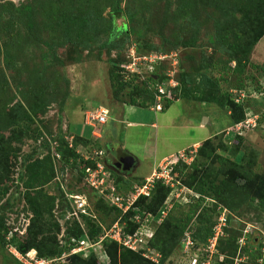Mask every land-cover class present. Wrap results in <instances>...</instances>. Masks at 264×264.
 Listing matches in <instances>:
<instances>
[{
  "label": "trees",
  "instance_id": "16d2710c",
  "mask_svg": "<svg viewBox=\"0 0 264 264\" xmlns=\"http://www.w3.org/2000/svg\"><path fill=\"white\" fill-rule=\"evenodd\" d=\"M41 1L44 2L43 7L40 3H35L34 6L21 5L20 8L11 6L6 21L19 19L24 21L29 34L33 33L36 26L43 34H46L49 42L44 41V45L48 47V50L42 55V59L46 61L54 59L56 57L55 46H62L64 43L80 55L83 51L94 46L100 52H115L117 54L115 58L108 60L110 63L108 79L113 89L114 101L126 106L162 113L166 112L173 102L181 99L191 102L213 103L220 109L229 112L233 126L243 122L247 112L257 114L259 116L258 127L247 133L264 128V87L258 86L254 91L250 90L249 92L247 89L250 87L246 86L249 82H256L257 84L258 75L264 77V64L254 63L251 58L257 43L264 36V0H180L178 3V10L174 14L175 19L182 20L184 25H187L186 27L190 28L196 35L200 33L201 23H205L207 19H212L213 30L207 34V43L212 49L214 48V52L227 57L226 62L234 63L231 74L234 73L237 76L235 78L236 88H229L228 90L226 85L225 87L222 85V82L226 84L231 79L227 75L230 67L226 64L216 67L200 64L195 70V77H192V72L186 73V76H183V82L180 83L176 76L179 73V69L176 68L180 61L178 54L175 58L177 64L174 68L171 66L172 60L166 57L151 64V71L147 69L145 72L132 74L125 78V72L120 65L129 61L128 52L131 47L135 49L138 56L156 54L159 49L151 42L143 40L142 30H138L137 33L129 32L127 25L133 24L134 12L122 9L120 0ZM3 5L1 4L0 7V31L6 32L11 24L6 23L1 27V19L8 11L6 7L10 5ZM105 8H109L108 17L101 14ZM201 8H213L216 13L211 12L209 14V12L201 11ZM200 11L204 14H201ZM39 13L41 19L37 22L35 17ZM214 15L221 18H215L213 21ZM123 16L128 24L116 26V19ZM132 32L136 34L134 41L129 39V33ZM188 45L187 42L183 41V46ZM125 46H127L126 51ZM3 58L7 60L6 55H3ZM75 60L73 58V62ZM169 71L173 72L172 79L177 85L167 91V97L163 96L156 103L154 97L157 90L155 86L167 82ZM214 73H218V77ZM40 75L42 74L40 73ZM40 80H44V77H41ZM149 82H153L151 87ZM51 83V80L47 85L39 82L38 91L28 89V92H23L17 88L20 93V99L17 100L16 96L11 93L10 82L0 73V200L8 189L6 183L10 181L12 158H17L25 139H29V131L34 124L33 121L44 116L49 103L54 101L56 91L58 92L60 89L58 86L55 88ZM233 90L242 91L246 93L247 97L241 102H235ZM189 91L193 92L190 94ZM255 95L258 96L257 99H253ZM156 104L160 105V110H155ZM104 124H97V126H104ZM56 137L57 141H53L56 147L52 145V149L55 150L54 154L61 157L60 160L63 164L73 166L76 169L80 165L78 172L83 181L87 167L94 169L97 161L105 165L103 160L105 156L101 157V154H95L96 157L92 155L89 159L80 157V154L76 152V145L78 143L85 144V141L78 136L59 134ZM262 137L263 133L260 135V140L264 144ZM223 138L216 134L203 140L197 147L194 159L189 165L180 160L173 166V172L178 174L177 178L181 184L193 192L188 198L195 197L193 194L197 195L195 202L189 204L190 206H188L184 216L173 217L171 215V210L179 203L170 199L171 208L166 211L164 217H161L160 211L170 197V187L165 186L161 180L155 182L150 197H139L125 213L114 205H110L103 196L98 195L88 187L89 192L93 195L91 199L83 192L79 193L80 198L86 195L87 210L84 213L75 207L70 210L72 214H79L80 220L74 219L71 222L61 240L64 239L65 241L67 236L75 239L86 237L89 241L96 243L98 236L103 231L108 230L116 221L123 222L125 234L132 236H138L137 233L142 232L141 229L152 225L154 231L147 241L145 249L149 248L153 252L159 253L160 257L157 262L145 257L147 255L145 249L135 251L115 241L105 240L98 245V248L100 247L99 249H102L106 256V264H163L177 246H184L186 242H190L187 248L190 247L191 253L197 257L198 264H202L205 253L199 249L208 244V240L212 238L214 233V221L211 218L203 217L204 214L198 211L204 198H210L215 203L212 204L213 207L217 205L238 214L249 207L264 212V169L262 171L254 169L255 156L253 151L250 150L246 155L241 150L242 135H234L231 144L228 142L230 145ZM188 151L189 149H186V152ZM106 167L105 165V169L115 179L114 185L119 195H125L135 185L143 182L142 180L132 185L129 183L126 173L111 167L114 170L112 171ZM47 173L53 177L49 158L36 159L28 165L27 178L23 184L26 193L23 196L29 205L28 210L31 212V216H28V224L25 230L18 232L19 237L16 234L17 237L13 236L4 217H0L1 248L8 249L11 246L23 256L34 250L38 258H52L59 257L74 247L73 243L67 247L59 245V241H61L58 239L60 227L51 214V208H47L48 199L44 200L45 195L41 190L45 182L51 178ZM29 190H35L34 194L30 196ZM67 195L66 193L63 194L61 201L62 205L67 203L66 208L69 209L72 202L78 200H75L72 195ZM136 210L142 215L140 222L131 220ZM224 216L226 225L224 226L227 227L230 217ZM154 217L156 219L161 218L158 225L153 223ZM9 234H11L10 237H8ZM245 243L243 244L240 239H237L236 235L235 237L230 235L221 240L217 237L212 256L215 257V260L211 264H247L244 261L235 262L237 250L248 248L249 253H251L249 255L253 254L255 248L247 247ZM257 251H261L260 246L257 247ZM11 255L17 264H21L13 254ZM257 263L260 264L258 261ZM60 264L101 263L96 254L90 253L86 258L80 254H72L67 262Z\"/></svg>",
  "mask_w": 264,
  "mask_h": 264
},
{
  "label": "rangeland",
  "instance_id": "374dc122",
  "mask_svg": "<svg viewBox=\"0 0 264 264\" xmlns=\"http://www.w3.org/2000/svg\"><path fill=\"white\" fill-rule=\"evenodd\" d=\"M179 1L120 0L122 9L134 12V19L133 24H128L124 16L119 17L116 19V26L120 27L127 23L129 32L137 33L138 30H142L143 40L149 41L158 47L159 51L157 52L160 54L155 51L156 54L168 56L170 59L176 58L178 54L180 61L176 68L179 69V73L176 76L180 83L183 82V76H186V73L192 72V77H195V70L200 64L214 65L215 67L226 64L230 67L227 75L231 79L229 83L222 82V85L224 87L226 85L227 90L236 88L235 78L237 76L234 73L231 74L234 63L226 62L227 57L214 52V48L212 49L207 43V34L213 30L212 19H207L206 22L203 21L205 23H201L200 33L196 35L190 28L186 27L187 25H184L185 23L182 20L175 19L174 14L178 10ZM35 3L44 4L41 0L38 2L37 0H19L15 3L16 6L14 3H0V7L1 4H4L3 6L5 4L10 5L6 7L8 11L5 15L3 14L4 17L1 19V27L6 23L11 24V26L6 32L0 31V73L10 82L11 93L19 100L20 93L17 88L23 92L38 91L39 82L47 85L50 80L51 85L55 88L56 86L60 87L59 93L56 91L54 101L49 103L44 116H40V118L33 121L34 124L29 131V139H25L17 158H12L10 181L6 183L8 189L0 200V217H4L5 223L14 237L16 235L19 237L18 232L25 230L28 224V216H31V212L28 210L29 205L23 196L26 193L23 184H25L27 178V167L34 160L50 159L53 177L50 173H47L51 178L45 182L41 190L45 195L44 200L48 199L47 208H51V214L59 224V240L75 219V214L70 213V210L76 208V204H78L74 201L69 209L66 208L67 203L62 205L61 201L63 194L72 195L75 200L80 198L79 193L81 192L90 199L93 197L87 184L80 179L78 172L80 165L76 169L73 166L63 164L60 160L61 157L54 154L55 150L52 149V145L56 147L53 141H57L56 136L59 134H73L85 141V144L78 143L76 145V152L80 154L81 158L85 157L84 159H86L92 155L96 157L95 154L98 155L97 153L101 151L103 153L101 157L105 156L103 160L109 169H111L112 164L109 163L111 158L109 152L106 151L107 144L115 148L123 145L125 149L123 152L130 153L134 158L132 169L126 172L129 183L132 185L149 176L151 165L153 163L157 164L164 155H169L180 148L178 152L185 149H197L195 141H202L218 134L222 138L224 137L223 140L227 144H231L233 136L230 129L233 125L229 112L220 109L213 103L191 102L181 99L173 102L166 113L163 114L162 112L126 106L114 101V93L109 83L108 73L109 61L117 55L115 52H100L94 46L87 51H83L80 55L64 43L62 46H55L56 57L54 59L52 58L50 61L43 60L42 55L48 50V47L44 45V41L49 42L48 36L43 34L37 26L34 27L33 33L29 34L24 21L19 19L6 21L11 6L20 8L21 5L34 6ZM202 10L209 12V14L211 12L216 13L213 8H201ZM102 11L101 14L108 17L109 8ZM201 11L200 13L204 14ZM215 18L221 17L214 15L213 21ZM35 19L37 22L40 21V13ZM133 32L129 33V39L134 41L136 34ZM178 38L180 39L178 40ZM183 41L189 45L183 46ZM127 46H125V51ZM254 50V55L251 56L254 60L252 62L264 64V36L257 43ZM3 55L7 56V60H4ZM73 58L76 59L75 62H73ZM61 64L63 66H60ZM214 74L218 77V73ZM41 77H44V80L39 81ZM257 78H259L257 84L256 82H249L246 85L250 87L247 89L249 92L250 90L254 91L258 86L264 87V77L258 75ZM152 85L153 82H149V86ZM191 92L193 91H189L190 94ZM257 98L256 95L253 99ZM101 109H105L110 114L106 125L93 127L87 124V115L97 113ZM115 116H118L119 120H123V123L117 122ZM155 116L159 117V122L157 128L154 129L151 128L148 122L146 126L142 127L127 125L129 121L146 123L149 120L148 118L153 120ZM204 118H207V121L202 124ZM199 126L203 129H199ZM245 131L241 132L243 136L241 150L246 155L250 150L253 151L255 156L254 169L262 171L264 169V144L260 140L262 132L261 130L250 133ZM189 137L191 138L189 139ZM191 140H194V142H189ZM188 143L193 144L191 147L185 148ZM175 154L176 152L171 155L174 156ZM144 175L146 176L144 177ZM34 191L29 190L28 194L31 196ZM191 193L193 192L184 191V195L191 196ZM86 195L82 197L85 202H87ZM195 199V197L181 198L180 203L171 210V215L173 217L184 216L188 206L193 204ZM80 203L82 202L80 201ZM212 204L215 203L210 198H204L198 211L204 214L203 217L211 218L214 221L213 228L217 227L220 215L230 217L228 226L225 227V225L223 226L225 228L222 227L219 230L218 238L221 240L230 235L232 237L236 235L237 239L245 240V246L255 248L251 256L248 248L237 250L235 262L244 261L247 264H258V261L260 264H264V212L249 207L238 214L217 205L213 207ZM82 210L83 212L86 211V206ZM161 211L165 212L164 207ZM161 211L160 215L163 216ZM147 232L149 233V231ZM142 236L144 238L148 237L144 234ZM63 241L64 239L61 240V242ZM185 245L177 246L163 264H190L194 254L191 253L190 247L185 248ZM259 246L261 247V253L257 251ZM151 252L148 257L153 254L152 258L157 261L160 257L159 253L152 250ZM97 258L101 264L107 263V259L102 253L97 255ZM214 260L215 257H212L210 264L214 263ZM0 264H17V262L8 249L0 247Z\"/></svg>",
  "mask_w": 264,
  "mask_h": 264
},
{
  "label": "built area",
  "instance_id": "2783aa9c",
  "mask_svg": "<svg viewBox=\"0 0 264 264\" xmlns=\"http://www.w3.org/2000/svg\"><path fill=\"white\" fill-rule=\"evenodd\" d=\"M168 56L165 55H159V54H149L144 56H138L135 53V49L131 47L128 52V62H124L120 65V67L125 72V78H128L129 75L132 74H139L142 72H145L147 69L151 71V64L156 63L157 60L165 59ZM171 66L173 68L176 66V60L175 58L171 59ZM173 72L167 73V77L169 79L167 82L159 83L155 86V89L157 90V93L155 94V100L156 103L163 97L168 96L167 91L169 89H172L176 87L177 83L172 79ZM233 98L235 102H241L242 99L246 98V93L242 91H232ZM256 97V95L254 96ZM153 110V109H151ZM155 110H160V105L156 104ZM108 112L105 109H101L97 111V113H89L86 117V123L91 126H96L97 124L101 125L105 123L106 116ZM258 119L259 116L253 112H247L245 119L243 122L234 125L230 131L232 133V136L234 135H242L241 132L245 131L248 132L250 130H254L258 127ZM263 133L262 141L264 142V128L261 129ZM196 149L189 150L186 152V149L181 152H177L174 156L171 155L167 158H165L162 162L158 164L151 172L150 175L145 177L143 182L135 185L134 188L130 191H128L125 195H119L116 187L114 185L115 179L112 177L111 173L105 169V165L101 162H95V168L92 169L90 167H87L85 169L86 176L84 177V183L87 184V186L91 189H93L98 195L103 196L110 205H114L117 209L122 211L123 213L127 212L133 203L139 198V197H150V194L154 188V184L156 181L161 180L162 183L165 186L170 187V197L165 202L164 211L170 210L171 203L169 202L170 199H173L175 202H179L181 198H188V195H184V191L190 192L186 187H184L181 182L179 181L178 174L176 172H173V166L180 160L186 163V165H189L192 160L194 159ZM97 154H101V152H98ZM85 158V157H84ZM91 157H87L86 159H89ZM192 194V193H191ZM195 197L197 195L193 194ZM80 201L82 203H80ZM78 204H76V208L80 210V212H83V208L87 206V202L83 201V198L78 199ZM163 211V210H162ZM161 214L164 217L165 212H162ZM75 214V219L79 220V214ZM141 213L138 212V210L135 211L134 217L131 218L135 222H140L141 219ZM161 218H153V223L158 224L160 222ZM225 225V218L224 215H220L218 219V225L217 227L213 228L214 233L212 238L208 240V244L205 245V247L199 249L201 252H204V262L202 264H210V260L212 259L214 250H215V244L216 240L219 234V230ZM142 232L137 233L138 236H132L129 234H125L124 232V223H119L118 221L114 222L110 228L106 231H103L97 239L96 243H93L89 241L88 238L82 237L79 239H75L72 237L67 236L66 240L59 243L61 246H68L69 244L73 243L74 247H72L68 252H64L59 257H52V258H38L36 255V252L34 250L28 252L26 255H21L15 251V249L11 246L8 247V251L14 255V257L21 263V264H60L63 262H67L68 258L72 254H80L83 258H86L89 256L90 253H94L96 255H102L105 256L102 249L98 248V245H100L103 241H115L118 244H121L122 246L138 251L139 248L143 247L142 249H145V246L147 245V241L151 237L154 229L152 225L146 226L144 229H141ZM149 231V233L147 232ZM148 236L147 238H144L142 235ZM11 234H9L8 237H10ZM244 240V239H243ZM242 240V243L244 244V241ZM190 242H187L185 245V248H187V245H189ZM138 248V249H137ZM147 255L145 257L149 258L152 261L157 262L155 259L152 258V255L148 257L149 253L151 252V249L146 248ZM106 257V256H105ZM107 259V258H106ZM190 264H198V259L194 257L191 260Z\"/></svg>",
  "mask_w": 264,
  "mask_h": 264
},
{
  "label": "crops",
  "instance_id": "0c3cea01",
  "mask_svg": "<svg viewBox=\"0 0 264 264\" xmlns=\"http://www.w3.org/2000/svg\"><path fill=\"white\" fill-rule=\"evenodd\" d=\"M177 101H179V100H177ZM176 102V101H175ZM169 109V108H168ZM167 109V110H168ZM166 113V112H165ZM164 114V113H163ZM110 114H109V112H108V114H107V120H108V116H109ZM149 120L148 121H146V123H144V122H141V121H129V122H127V125H131V126H138V127H142V126H146V124H147V122L148 123H150V125H151V128H157V124H158V122H159V117L158 116H155V118L152 120V118H148ZM107 120H106V123H107ZM115 120L117 121V122H121V123H123V120H119V118H118V116H115ZM106 123L104 124V125H106ZM201 126H199V129H203V128H200ZM97 134H98V132H97ZM102 136V135H101ZM191 137H189V139H190ZM204 140V139H203ZM202 140V141H203ZM194 142V140H191V141H189V142ZM202 141H195V145H197V147L199 146V144L202 142ZM192 144L193 143H188V144H186V147L185 148H187V147H191L192 146ZM108 148V149H107ZM181 149V148H180ZM180 149H178V150H180ZM196 149V148H195ZM123 150H125L124 149V147H123V145L121 146H118V148H115L114 146H112V145H110V144H107V147H106V151L107 152H109V157L110 158H112V157H115L116 155L117 156H120L121 154H123V155H129V156H131L130 155V153H125V152H123ZM178 150H176V151H174V152H172V153H170L169 155H164L163 157H161V159L158 161V163L156 164V163H153L151 166V170L149 171V173L156 167V166H158V164L160 163V162H162L166 157H168V156H170L171 154H174L175 152H177ZM155 161H156V159H155ZM148 173V174H149ZM146 175H144V177H145ZM144 177H142V178H144Z\"/></svg>",
  "mask_w": 264,
  "mask_h": 264
},
{
  "label": "water",
  "instance_id": "95a60500",
  "mask_svg": "<svg viewBox=\"0 0 264 264\" xmlns=\"http://www.w3.org/2000/svg\"><path fill=\"white\" fill-rule=\"evenodd\" d=\"M207 121V118H204V121L202 124H205L204 122ZM134 164V158L129 155H125L120 160L116 161L112 164V168H115L119 171L126 172L129 170V168Z\"/></svg>",
  "mask_w": 264,
  "mask_h": 264
},
{
  "label": "flooded vegetation",
  "instance_id": "af4514ba",
  "mask_svg": "<svg viewBox=\"0 0 264 264\" xmlns=\"http://www.w3.org/2000/svg\"><path fill=\"white\" fill-rule=\"evenodd\" d=\"M17 1H19V0H0V3H16ZM21 1H24V0H21ZM15 6H16V4H15ZM125 155H123V154H121L120 156H115V157H112L111 159H110V161H109V163L110 164H113V163H115L116 161H118V160H120L122 157H124ZM133 166V165H132ZM132 166L129 168V170H131L132 169ZM128 170V171H129ZM127 172V171H126ZM126 172H124V173H126Z\"/></svg>",
  "mask_w": 264,
  "mask_h": 264
}]
</instances>
